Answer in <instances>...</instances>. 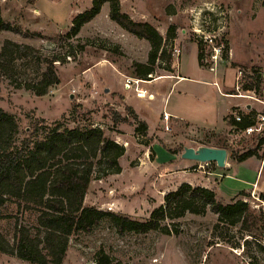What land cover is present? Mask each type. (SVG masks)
Listing matches in <instances>:
<instances>
[{
    "label": "rangeland",
    "instance_id": "rangeland-1",
    "mask_svg": "<svg viewBox=\"0 0 264 264\" xmlns=\"http://www.w3.org/2000/svg\"><path fill=\"white\" fill-rule=\"evenodd\" d=\"M92 2L0 0L3 19L21 30L0 31V52L4 42L11 40L40 49L47 57H66L65 63L56 65L60 84L43 97L24 88L46 71L33 58L18 60L12 78L0 75V107L15 117L19 127L11 144L17 145L42 121L61 122L68 128H101L126 153L119 160V174L111 173L107 155L98 158L83 211H111L147 221L158 209L163 216L158 230L148 233L118 234L108 219L91 232L78 231L70 238L63 264H97L95 256L100 251L113 264H264L263 248L251 239L245 242L250 237L238 219H225L208 208L204 216L187 213L173 220L165 203L166 195L189 183L214 190L226 204L241 193V200L264 212L263 151L259 152L262 160L239 163L231 157L252 149L257 134L246 135L225 123L235 104H243L237 108L242 112L247 113L250 106L264 115V78L257 100L226 97L212 84L218 82L222 92L236 93L238 69L264 75V0H120L124 13L136 22L151 24L164 38L172 65L158 60L154 78L170 75L167 69L173 70L178 62L176 75L184 74L194 86L201 80L211 83L206 86L207 95L199 98L182 92L189 83L173 87L174 80L161 79L141 84L140 88L155 95L153 100L138 98L134 88H124L126 78H138L133 63H148L151 46L112 21L109 4L77 37L68 36L73 19L90 9ZM171 26L176 28L172 42L167 39ZM202 34L215 37L213 44L201 39ZM201 40L206 45L203 63L214 71L200 72L197 44ZM217 45L223 46L224 53L222 60L214 62L213 46ZM175 49H181L182 55ZM129 109L148 122L152 134L137 131L142 121ZM165 112L181 114L186 127L176 128L172 120L167 131ZM212 145L227 148L232 168L221 169L216 163L203 167L182 158L186 147ZM17 216L22 224H29L28 216H20L13 203L0 206V234L11 244ZM0 264L30 263L0 253Z\"/></svg>",
    "mask_w": 264,
    "mask_h": 264
},
{
    "label": "trees",
    "instance_id": "trees-1",
    "mask_svg": "<svg viewBox=\"0 0 264 264\" xmlns=\"http://www.w3.org/2000/svg\"><path fill=\"white\" fill-rule=\"evenodd\" d=\"M106 4H109L112 21L125 31L150 43L148 63L135 62L132 65L136 77L151 80L149 76L155 73L158 60H166L169 66L172 65L171 55L167 56L164 38L159 31L149 23L131 19L122 11L120 0H93L90 9L73 19L68 36L77 37L82 28L95 19ZM0 31L21 32L19 27L6 22L1 12ZM167 39L170 42L176 39L174 26L169 28ZM197 45L200 66L209 68L203 63L206 45L202 40ZM26 58H33L40 65H45L46 71L37 81L27 83L24 88L37 97L46 96L51 88L60 84L56 65L57 62L65 63L66 57H47L40 49L7 40L0 52V75L12 78L15 63ZM167 70L173 71L171 68ZM253 72V83L245 85V90L257 91L258 86L263 83L261 72ZM237 110L234 108L232 111ZM239 114L241 122H237L232 114L226 119L230 128L243 132L257 124L258 113L254 110L251 109L247 113L241 111ZM137 131L146 134L147 124L142 122ZM18 133L19 127L15 117L0 107V206L13 203L17 213L20 216H28L29 222L26 226L18 216L15 218L12 244L0 234V253L14 255L30 264H63L70 238L78 231H93L106 219L118 234L158 230L159 220L163 216V212L158 209L147 221H137L111 211H83L98 158L107 155L106 163L111 173L119 174L122 171L119 160L125 155L126 149L108 137L103 129L68 128L61 122L47 124L42 121L34 125L22 141L12 145L11 140ZM253 140L252 149L241 155L232 154V159L239 163L251 158L262 160L259 152L264 153V136L256 135ZM165 203L173 220L181 219L187 213L204 216L208 208L225 219L236 218L241 221L242 229L250 237L245 242L251 239L264 250V212L252 208L244 200L222 203L217 199L214 190L184 183L178 190L166 195ZM95 262L113 264L103 251L96 254Z\"/></svg>",
    "mask_w": 264,
    "mask_h": 264
},
{
    "label": "built area",
    "instance_id": "built-area-1",
    "mask_svg": "<svg viewBox=\"0 0 264 264\" xmlns=\"http://www.w3.org/2000/svg\"><path fill=\"white\" fill-rule=\"evenodd\" d=\"M197 33H199L200 31H196ZM201 36H203L201 39H203L205 42H209V44H213L215 37L211 36H205L204 34H202ZM175 52L179 55L181 53L180 49H175ZM213 56L212 59L214 60V62H218V60H222L223 58V53H224V49L223 46H213ZM212 70H216V68H211ZM255 76V73L252 71H245L244 69H238L237 73H236V84H235V94H232V97H237V98H249L252 100H257L256 98V89L253 90H245L244 86L245 85H250L251 83H253V78ZM262 78H264V75H262ZM149 78L151 80L155 79L152 75L149 76ZM150 80H143L140 78H126L125 83H124V88L126 90H131L134 88L133 93L136 94V96L138 98H148L150 100H153L155 97L152 93H149L148 90L146 89H142L140 88L141 84H146L149 83ZM216 86L218 87V85L216 84ZM246 92H251L253 94V96L250 95H246ZM239 112H241V110H237V111H233L232 116L234 117V119L237 122H241V115L239 114ZM170 120V116L167 114H164V121L166 123V130H169V126H168V122ZM264 132V115L262 114H258L257 116V124L251 127H248L245 131H243V133H245L246 135H253V134H262ZM201 166L204 167V165H209L210 163H200ZM253 197H255V195H252ZM112 208H109V210H111Z\"/></svg>",
    "mask_w": 264,
    "mask_h": 264
},
{
    "label": "crops",
    "instance_id": "crops-1",
    "mask_svg": "<svg viewBox=\"0 0 264 264\" xmlns=\"http://www.w3.org/2000/svg\"><path fill=\"white\" fill-rule=\"evenodd\" d=\"M180 50H181V49H180ZM181 51H182V50H181ZM181 55H182V53H181ZM180 58H181V57H180ZM178 67H179V63H178V62H177V63L175 62L174 65H173V72H171L170 75H168V76H162V77H160V79H158L159 77H157V78H155V79H153V80H150L149 84L152 83V82H154V81L161 80V79L174 80V83H173V85H172L173 87H174V86L177 87V86L183 85V84H185V83H189V85H183V86H182V89H183L182 92L187 93V94H192V95L195 96V98H199V97L206 96L207 93L209 92V90H208V88H207L206 86H209L211 83H210V82H206V81L201 80V81H199L198 86H194L195 83L191 84L190 81L187 79V77L184 76V74L176 75V70L178 69ZM199 68H201V67H199ZM208 69H210V68H208ZM200 70H201L200 72L206 71V70H204L203 67H202ZM210 70H212V69H210ZM212 71H214V70H212ZM197 74H198V76H200L199 73H197ZM204 74H205V73H204ZM216 83H218V82H214V83H212V84H214V86H215ZM216 87H217V86H216ZM219 87H220V85H219V83H218V87H217V89L220 90V92H221L223 95H225L226 97L233 98V97H232V93H230V92H222V91H221V88H219ZM184 90H186V91H184ZM152 94H153V93H152ZM153 95H154V94H153ZM154 97H155V95H154ZM167 98H168V95L165 96L164 108H165V106H166ZM154 99H155V98H154ZM163 100H164V98H163ZM125 103H126V101H125ZM126 104H127V103H126ZM127 106H128V105H127ZM242 106H243V104H235V105L232 106V108L229 110V111H230L229 114L225 117L226 127L228 126L226 119L231 115V112H233L232 110H233L234 108H240V107H242ZM132 109H133V108H132ZM238 110H239V109H238ZM133 111L135 112L136 115H138V113H137L135 110H133ZM164 114H167V115L170 116V120H169V122L172 121V120H174V126H175L176 128L181 127V126L186 127V126H185L186 120L183 118V116H181V114H178V113H176V112H174V113L165 112ZM138 116H139V115H138ZM139 117H140V116H139ZM140 119H141V117H140ZM141 121L147 124V126H148V131H147V133L152 134V133L150 132V125L148 124V122H147V121H144V120H142V119H141ZM163 121H164V118H163ZM169 122H168V126H169ZM164 124H165V121H164ZM228 127H229V126H228ZM167 131H170V128H169V130H167ZM209 131H210V132H211V131H215V132L218 131V132H219V130H216V129H215V130H214V129H210ZM206 132H208V131H206ZM208 147L222 148V147L213 146V145H212V146H208ZM227 159H228V158H227ZM251 159H252V158H251ZM262 163H263V162H261V165H262ZM233 165H235V164H233ZM230 167L232 168L233 166H232V164L230 165V163H229L228 160H227V161H226V167H225L224 169H226V168H230ZM220 177H221V175H220ZM255 183H257V181L254 182L253 185H254ZM249 185H250V184H249ZM251 191H252V188H251L250 190H245V191H243V192L249 193V192H251ZM239 199H241V193H240L238 196L234 197V199L232 200V202H235L236 200H239Z\"/></svg>",
    "mask_w": 264,
    "mask_h": 264
},
{
    "label": "water",
    "instance_id": "water-1",
    "mask_svg": "<svg viewBox=\"0 0 264 264\" xmlns=\"http://www.w3.org/2000/svg\"><path fill=\"white\" fill-rule=\"evenodd\" d=\"M106 92H108V90H106ZM248 109L250 110L251 107L248 106ZM182 158L197 163H216L219 168L224 169L228 158V150L225 148L208 146L199 148L186 147L182 154Z\"/></svg>",
    "mask_w": 264,
    "mask_h": 264
},
{
    "label": "bare ground",
    "instance_id": "bare-ground-1",
    "mask_svg": "<svg viewBox=\"0 0 264 264\" xmlns=\"http://www.w3.org/2000/svg\"><path fill=\"white\" fill-rule=\"evenodd\" d=\"M158 79H160V77Z\"/></svg>",
    "mask_w": 264,
    "mask_h": 264
}]
</instances>
